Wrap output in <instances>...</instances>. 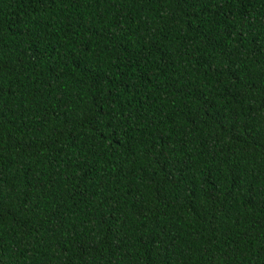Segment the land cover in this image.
I'll use <instances>...</instances> for the list:
<instances>
[{"label": "trees", "instance_id": "trees-1", "mask_svg": "<svg viewBox=\"0 0 264 264\" xmlns=\"http://www.w3.org/2000/svg\"><path fill=\"white\" fill-rule=\"evenodd\" d=\"M0 264H264V0H0Z\"/></svg>", "mask_w": 264, "mask_h": 264}]
</instances>
